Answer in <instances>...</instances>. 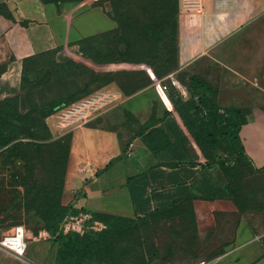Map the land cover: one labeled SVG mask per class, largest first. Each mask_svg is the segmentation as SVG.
<instances>
[{
	"label": "rangeland",
	"instance_id": "1",
	"mask_svg": "<svg viewBox=\"0 0 264 264\" xmlns=\"http://www.w3.org/2000/svg\"><path fill=\"white\" fill-rule=\"evenodd\" d=\"M38 1L66 16L67 36L0 65V238L23 226L27 255L41 234L54 264H241L242 226L264 249V168L251 166L237 135L247 117L217 102L218 70L180 65L176 0ZM171 75L191 99L161 89ZM106 91L124 101L71 131L54 128L58 110ZM205 104L221 118L213 123ZM91 125L139 135L157 155L132 184L131 214L87 213L65 190L73 146ZM79 214L91 216L81 230ZM70 236L87 246L64 253Z\"/></svg>",
	"mask_w": 264,
	"mask_h": 264
},
{
	"label": "crops",
	"instance_id": "2",
	"mask_svg": "<svg viewBox=\"0 0 264 264\" xmlns=\"http://www.w3.org/2000/svg\"><path fill=\"white\" fill-rule=\"evenodd\" d=\"M3 4L12 18L18 12L24 21L0 15V65L12 58L14 63L32 57L67 36L66 16L57 12L55 5L38 0H0ZM262 25L264 0H203L200 14L180 13L178 20L180 65L218 70L217 102L225 108L247 110L238 137L249 163L257 170L264 168ZM121 134L98 125L80 132L73 146L78 156H71L65 185L69 194L78 193L74 207L87 213L131 214L128 182L150 172L158 158L141 136ZM237 236L236 250L231 252H238L239 263L264 264L263 240L253 238L243 226ZM29 244L25 261L3 253L0 264H54L48 238L38 234Z\"/></svg>",
	"mask_w": 264,
	"mask_h": 264
},
{
	"label": "built area",
	"instance_id": "3",
	"mask_svg": "<svg viewBox=\"0 0 264 264\" xmlns=\"http://www.w3.org/2000/svg\"><path fill=\"white\" fill-rule=\"evenodd\" d=\"M178 10L181 13L200 14L202 12L203 0H177ZM161 89L165 92L169 88L175 90L182 100H188L189 96L185 88L178 85L173 76L163 80ZM121 101V100H120ZM118 96L113 92H99L67 108L58 110L52 118L54 128L59 133H65L78 128L81 124L86 123L91 118L102 114L106 109L120 103ZM89 214H79L77 218V229L81 230L83 224L90 222ZM27 250L26 231L23 226H15L10 233L0 238V254L4 253L17 260L25 261Z\"/></svg>",
	"mask_w": 264,
	"mask_h": 264
},
{
	"label": "trees",
	"instance_id": "4",
	"mask_svg": "<svg viewBox=\"0 0 264 264\" xmlns=\"http://www.w3.org/2000/svg\"><path fill=\"white\" fill-rule=\"evenodd\" d=\"M176 7L178 8V6H177V0H176ZM186 89V88H185ZM186 91H187V93H188V96H189V98H188V100L189 99H191V95H190V93L188 92V90L186 89ZM173 92H175V93H177L175 90H173ZM177 95V97L179 98V99H181L180 98V96L178 95V94H176ZM207 105L205 104V107H206ZM211 109V111H214V114H213V123L217 120V119H219V118H221V114H218V108L216 107V106H212V105H210L209 107L207 106V111L208 110H210ZM236 109H240V108H236ZM242 110V112H243V115H244V117H246V115H247V110H245V109H241ZM246 119L247 118H245V119H243V121H241L239 124H238V126H237V135H238V129H239V127L241 126V125H243V124H245L246 123ZM241 145V144H240ZM242 148V147H241ZM243 150V149H242ZM140 177V176H139ZM139 177H137V178H133V179H131V180H129V182H128V189H129V193H130V197H131V202H133L132 201V184H133V182L136 180V179H138ZM88 239L87 238H84V237H79V236H70V237H67V248H66V250H64L63 252L64 253H67V252H76V253H79V251H81V249L83 248L84 249V247H86L87 246V241ZM67 251V252H66ZM59 259H60V252H59ZM64 261L65 260V256L63 255V256H61V261Z\"/></svg>",
	"mask_w": 264,
	"mask_h": 264
}]
</instances>
